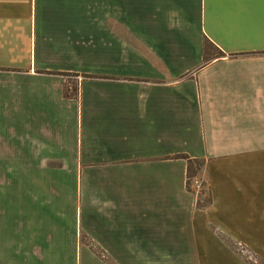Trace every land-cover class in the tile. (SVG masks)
Returning <instances> with one entry per match:
<instances>
[{
  "label": "crops",
  "instance_id": "0c3cea01",
  "mask_svg": "<svg viewBox=\"0 0 264 264\" xmlns=\"http://www.w3.org/2000/svg\"><path fill=\"white\" fill-rule=\"evenodd\" d=\"M0 171L68 201L66 242L8 222L0 264L264 260V0H0Z\"/></svg>",
  "mask_w": 264,
  "mask_h": 264
},
{
  "label": "rangeland",
  "instance_id": "374dc122",
  "mask_svg": "<svg viewBox=\"0 0 264 264\" xmlns=\"http://www.w3.org/2000/svg\"><path fill=\"white\" fill-rule=\"evenodd\" d=\"M76 82L77 80L74 79L72 89L69 88L68 83H66L65 89L70 92L77 91L78 88ZM5 165L6 164H4V167ZM50 165L55 166L60 164ZM202 165H200L197 169V176L191 180V192L195 195L197 203H200L202 198L204 200L203 203H206V198H208L207 189L205 187H202L200 191L195 189V181L198 180L200 183H202L199 180V174L201 172ZM29 172H31L33 176H36L34 171ZM2 176V171H0V240H8L9 237L10 239L15 240L18 238V233H15V236H11L9 234L10 232L7 229L9 222V226L11 228L13 227L15 232L21 233L20 239L26 241L40 240L41 242L45 240H51L52 233L57 235L55 233V230H57V233L59 234L57 235V239L66 242L67 238L65 236V231L68 226V217L65 215L68 201L65 196L63 199H61V202H58L59 204L57 203L59 205L58 208L63 209V213H61L59 217H52L49 215L48 211V207L51 208L49 205L52 193L50 184H38V180L35 179L36 177H28L26 179L25 185V197H23L22 187L20 192L21 194L18 196L17 181L19 180V177L17 176V173H15V175H12L11 173V176L4 180L5 182L9 179L10 192H8L9 190L7 189L8 183L6 185L5 183L3 185L1 184ZM56 202L57 201L54 203L56 204ZM52 203L53 202H50V204ZM75 239H81L86 242L90 246L91 250L100 258L106 256L103 250H101V248H99L97 244H95L87 235L77 233ZM228 243L238 255L243 256L252 264H264V260H261L253 250L246 249L241 243ZM63 251H65V249H63ZM20 264H23V262L20 261Z\"/></svg>",
  "mask_w": 264,
  "mask_h": 264
},
{
  "label": "trees",
  "instance_id": "16d2710c",
  "mask_svg": "<svg viewBox=\"0 0 264 264\" xmlns=\"http://www.w3.org/2000/svg\"><path fill=\"white\" fill-rule=\"evenodd\" d=\"M210 44V43H209ZM211 45V44H210ZM76 90V88H75ZM64 94L67 97H73L76 96L77 91L75 92H70L67 91L66 89L64 90ZM185 158L188 160V168H187V184L189 189H191V180L192 178H195L197 176V169L200 165H202V162H200L199 160H195V159H190L189 157L185 156Z\"/></svg>",
  "mask_w": 264,
  "mask_h": 264
},
{
  "label": "built area",
  "instance_id": "2783aa9c",
  "mask_svg": "<svg viewBox=\"0 0 264 264\" xmlns=\"http://www.w3.org/2000/svg\"><path fill=\"white\" fill-rule=\"evenodd\" d=\"M74 79H78L77 77H74V76H66L65 77V82L66 83H68V87L69 88H73V84H71V81H74ZM202 187H203V185H202V183H200L198 180L197 181H195V189L197 190V191H200L201 189H202Z\"/></svg>",
  "mask_w": 264,
  "mask_h": 264
}]
</instances>
